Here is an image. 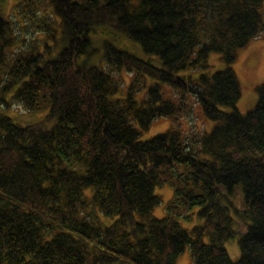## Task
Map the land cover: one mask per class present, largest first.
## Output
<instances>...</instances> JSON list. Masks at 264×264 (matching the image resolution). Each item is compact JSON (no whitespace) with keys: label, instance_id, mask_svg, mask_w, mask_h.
Segmentation results:
<instances>
[{"label":"trees","instance_id":"16d2710c","mask_svg":"<svg viewBox=\"0 0 264 264\" xmlns=\"http://www.w3.org/2000/svg\"><path fill=\"white\" fill-rule=\"evenodd\" d=\"M9 2L0 0V264H178L187 248L193 264H264V82L243 112L235 69L239 50L264 40V0H45L55 24L14 55L24 39ZM22 2L33 19L47 13ZM212 52L226 67L210 74ZM196 103L211 130L190 123ZM164 117L170 127L144 138ZM162 185L174 194L157 217ZM234 237L238 260L226 246Z\"/></svg>","mask_w":264,"mask_h":264},{"label":"rangeland","instance_id":"374dc122","mask_svg":"<svg viewBox=\"0 0 264 264\" xmlns=\"http://www.w3.org/2000/svg\"><path fill=\"white\" fill-rule=\"evenodd\" d=\"M9 15L14 22L15 25V31L18 34V37L21 39H24L22 43H19V40L15 44L14 47H12L11 52L12 55L17 54L21 52L23 48H25L27 45H29L32 41L36 40H42L45 36V26L46 23H53L51 14V8L47 5H45V0H39L41 1L44 6L43 9L47 11V13L44 15L37 14L36 17H33V4L29 2L28 6H26V2H22L19 4V0H9ZM139 1V0H136ZM19 4V5H18ZM18 5V7H17ZM261 11L263 13L264 18V2L261 7ZM31 15V16H30ZM47 17V18H46ZM42 19H45L44 21ZM38 25V26H37ZM41 26V28H39ZM123 43H125L124 47L128 48L129 50L135 52L139 56H145V53L142 51L139 43L131 42L129 40H122ZM240 56L237 63H235V66L240 75L241 84H242V97L239 100L238 106L241 111L247 112L253 108H255L256 101L255 99L258 97V91H257V85L264 82V40H255L252 41L248 47L241 48L239 50ZM208 63L211 64L210 68L207 69L205 72H209L210 74H213L214 72L224 69L226 67V63L222 57V54L219 52H212L208 58ZM115 74H118L119 71L113 70ZM202 70H197L196 73H200ZM120 78V84H122L121 87V93L122 95H125L127 90L129 89V86L133 82V77L130 73L124 74V79L122 77ZM123 82V83H122ZM146 89H143L139 95H145ZM193 100H196L194 97ZM186 101H190V98L187 97ZM225 109L230 110L229 107L224 106ZM195 114L194 116L191 115V121L190 123L194 126L195 130H211L215 122L211 119H207L203 113L201 112V109L199 106H194ZM6 114L9 115H15L13 111L6 110ZM45 111L37 112L35 114L36 118L30 122H33L35 120L42 119L45 114ZM25 114H20L19 116L23 118L24 120L33 119L31 118L30 113L23 112ZM27 114V115H26ZM189 121V120H187ZM23 124L27 123L26 121H21ZM180 123L185 127L186 130H190L192 126H189L188 122L185 121V119L181 118L179 120ZM172 124V121L167 118H161L158 119L149 130L143 133V137L147 138L157 132L165 131L170 125ZM156 193L161 196V202L160 204L155 208L154 215L157 217H162L165 215L166 207L172 198L174 194V190L169 185H162L156 188ZM113 219L110 218V222ZM226 246L234 260H238L240 258V248L238 244V238L234 237L230 239ZM178 264H193L191 251L189 248L186 249V251L179 257Z\"/></svg>","mask_w":264,"mask_h":264}]
</instances>
